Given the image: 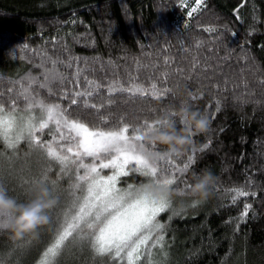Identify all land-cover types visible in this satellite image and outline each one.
<instances>
[{
  "label": "trees",
  "instance_id": "obj_1",
  "mask_svg": "<svg viewBox=\"0 0 264 264\" xmlns=\"http://www.w3.org/2000/svg\"><path fill=\"white\" fill-rule=\"evenodd\" d=\"M194 7L195 0H0V89L7 90L29 72L39 74L41 69L33 66L39 62L33 56L37 49L64 61L79 58L78 66L87 69L84 75L104 85L119 80L127 86L132 75L147 88L164 72L172 73L171 95L163 102L116 92L110 107L114 121L126 117L135 124L152 119V110L161 109L162 114L186 102L208 120L207 131L196 134L173 159L186 162L188 155H194L195 171L210 172L215 183L206 199L170 198L172 207L158 217L166 228L163 249L153 250L154 264H264V0H203L189 17ZM208 26L218 29L214 34L220 35L218 41L204 31ZM198 42L204 46L197 48ZM165 59L173 62L167 68ZM194 59L200 67L189 80ZM76 66L61 71L71 80ZM177 68L184 70L182 75L175 73ZM73 87L66 84L69 91ZM101 91L104 94L94 102H107L106 90ZM42 95L48 102L68 106L67 100ZM192 96L202 98L190 101ZM205 144L208 147L201 151ZM45 166L35 172L32 167L27 178ZM56 172L51 179H56ZM14 174L4 170L0 181L12 189L8 195L25 203L29 198L18 179L11 181L18 178ZM188 178L192 182L191 172ZM69 183L65 178L62 186ZM128 183L138 186L146 181L131 173L121 178L120 184ZM241 187L256 195L232 204L226 190ZM193 201L200 203L193 208ZM245 203L252 209L241 220ZM52 219L55 222L56 217ZM51 236L48 224L38 235L28 236L31 244L13 251L22 241L2 230L0 258L5 264H37ZM75 249L64 264H107L87 249Z\"/></svg>",
  "mask_w": 264,
  "mask_h": 264
},
{
  "label": "snow or ice",
  "instance_id": "obj_2",
  "mask_svg": "<svg viewBox=\"0 0 264 264\" xmlns=\"http://www.w3.org/2000/svg\"><path fill=\"white\" fill-rule=\"evenodd\" d=\"M195 2L199 7L203 0ZM197 7L188 12L189 17L197 11ZM204 31L210 34L213 42L220 39V35H214L218 33L216 27L208 26ZM203 46L199 42L196 45L197 48ZM23 47L28 49L29 45L24 44ZM209 51L215 49L210 48ZM33 56L39 60L33 65L41 69L39 74L29 72L13 81V86L7 90L0 89V145H3L0 148V176L4 172L5 157L9 173L14 172L13 163L19 159V145L22 142L28 145L26 156L39 154L46 161V166L30 179L24 177L23 172L18 175L19 186L25 190L29 199L34 186L39 185L47 189L50 197L56 201L47 212L52 236L37 264H58V258L71 247L87 249L93 257L111 261V264H154L152 253L154 249H163L166 228L158 217L169 210L173 202L163 197L150 198L145 187L151 184L153 187H166L178 193L186 192L192 183L188 178L189 172L193 178L198 175L193 168L195 158L194 155H188L186 162L180 157L173 159V156L166 153V149L140 140L141 135L158 130L156 117L161 115V109L151 111L152 119L130 124L126 117L114 121L110 107L113 103L112 96L116 92L150 96L163 102L171 95L168 78L172 73L164 72L159 81L153 80L147 88L132 75L129 76L127 86L119 80H112L104 85L84 75L87 69L78 66L79 58L70 57L64 61L59 57L53 58L46 50L38 49L33 50ZM227 58L222 57L225 60ZM74 63L77 66L69 80L61 67L71 69ZM171 63L173 62L167 59L164 61L166 68ZM199 67V60L194 59L187 79L196 75ZM183 71L175 69V73L179 75ZM68 83L74 86L71 91L66 88ZM101 89L107 92L106 103L94 102L95 97L104 94ZM43 92L49 98L67 100L68 106L48 102L42 95ZM200 98L202 97L192 96L190 101ZM192 109L200 112L199 109ZM219 110L218 106L217 111ZM73 111H80L82 115L73 117ZM162 114L174 119L167 109ZM45 135L50 139L45 140ZM194 136L189 133L191 140ZM207 147L208 144H205L200 150ZM149 151L165 154L155 161H149L145 158V153ZM54 170L57 172L56 179L53 180L51 173ZM131 173L143 176L146 183L120 187L121 178ZM65 178L70 181L67 188L62 186ZM0 189L7 193L12 191L2 181ZM216 190L219 191V185ZM225 194L231 195L232 204L237 203L240 198L256 195L243 187L226 190ZM10 196L17 203L23 204L19 196ZM199 203L193 201L191 207L195 208ZM251 209L252 205L245 203L240 219L247 217ZM53 215L56 216L55 222ZM2 230H6V227L0 221V231ZM42 231L43 228L38 229L36 235ZM20 240L22 242L16 244L13 251L23 249L26 243L31 244L28 236ZM0 264H5L2 258Z\"/></svg>",
  "mask_w": 264,
  "mask_h": 264
},
{
  "label": "clouds",
  "instance_id": "obj_3",
  "mask_svg": "<svg viewBox=\"0 0 264 264\" xmlns=\"http://www.w3.org/2000/svg\"><path fill=\"white\" fill-rule=\"evenodd\" d=\"M170 111L174 119L161 114L156 118L158 130L148 135H141L140 140L148 145L164 146L167 154L179 156L192 142L189 133L196 135L206 132L208 120L205 115L193 110L186 102ZM164 154L149 151L145 153V158L155 161ZM214 183L215 177L208 171H202L193 178L191 187L186 192L178 193L166 187H153L151 184L146 185L145 192L152 199L160 197L170 199L175 195H181L193 200H203L210 195ZM55 203V199L50 197L47 189L39 185L34 186L31 199L23 204L17 203L6 191L0 189V221H3L13 239L34 236L38 229L48 225L47 212Z\"/></svg>",
  "mask_w": 264,
  "mask_h": 264
},
{
  "label": "rangeland",
  "instance_id": "obj_4",
  "mask_svg": "<svg viewBox=\"0 0 264 264\" xmlns=\"http://www.w3.org/2000/svg\"><path fill=\"white\" fill-rule=\"evenodd\" d=\"M48 139L49 138H46L45 140H48ZM28 151H29L28 145L26 143H23L22 142L19 145V159H16L14 161V163H13V169H16L17 168V172L18 173L14 174V172H13L12 174H14V175H17L18 174L19 175L21 172H23V176L24 177L25 176L27 177L28 176V172H29V170L32 167H33L32 169H34V172H35V171L38 170V167L39 166L44 165V163L46 164V161L39 154H32L31 156H26L25 154L28 153ZM3 166H4V170L9 173V171H8L9 164H8L7 157H5V159H4ZM105 171L107 172L108 170H105ZM11 178H12L11 181H15V180L18 179V178H16V176H13ZM17 182L19 183V181H17ZM126 184H120L119 186L122 187V188H126L128 185H130L128 183L127 186H124ZM24 195H25V193H24ZM25 196L28 198L27 195H25ZM53 216H55V215H53ZM47 244L48 243H46L45 247L47 246ZM74 248H77L75 250H78V251L80 250V248H78V247H71V248H69L67 251H65L62 254L61 257L58 258V264H64V263L68 262V260L70 259V257L74 255ZM100 259H102V258H100ZM103 260L105 261V259H103ZM105 262L107 264H111V261H105Z\"/></svg>",
  "mask_w": 264,
  "mask_h": 264
}]
</instances>
